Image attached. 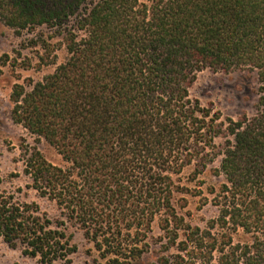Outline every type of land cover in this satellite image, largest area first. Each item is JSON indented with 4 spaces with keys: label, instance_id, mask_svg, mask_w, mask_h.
<instances>
[{
    "label": "trees",
    "instance_id": "trees-1",
    "mask_svg": "<svg viewBox=\"0 0 264 264\" xmlns=\"http://www.w3.org/2000/svg\"><path fill=\"white\" fill-rule=\"evenodd\" d=\"M0 22L60 30L68 53L10 96L13 122L61 157L24 159L26 189L55 212L0 187V240L39 264L69 262V228L102 264H264V0H0ZM206 69L253 72L254 113L221 120L192 99ZM216 161L218 216L193 227L174 177Z\"/></svg>",
    "mask_w": 264,
    "mask_h": 264
},
{
    "label": "rangeland",
    "instance_id": "rangeland-1",
    "mask_svg": "<svg viewBox=\"0 0 264 264\" xmlns=\"http://www.w3.org/2000/svg\"><path fill=\"white\" fill-rule=\"evenodd\" d=\"M59 32L57 29L40 27L34 31L16 33L0 22V62L6 61L4 66H0V187L20 201H38L51 215L55 212L53 205L39 201L33 192L26 189L29 179L23 173L24 159L26 151L34 147L53 164L62 165L61 157L43 139H38L21 124L13 122L10 96L14 85H23L28 91L33 83L52 74L58 65L66 61L68 53ZM257 88L253 72L225 73L206 69L197 74L190 88V96L197 99L203 107L210 108L212 114L219 112L221 120L230 118L236 121L243 114L251 116L254 113L258 100ZM223 142V139H216L218 145ZM217 166L218 161L197 178L191 176L192 167L184 169L180 175L174 177L176 183L186 189L176 198H184L186 201V207L180 213L193 227L204 229L209 221L218 216L214 197L222 177L211 170ZM68 233L73 235L72 243L77 246V251L69 257V262L61 261L56 264H102L96 252L91 251L92 246L84 239L81 231L69 228ZM161 234L156 219L151 235L156 239ZM248 239L249 236L241 230L232 234L235 244ZM153 262L151 255H148L142 264ZM0 264L39 263L37 259L23 256L21 246L10 247L0 240Z\"/></svg>",
    "mask_w": 264,
    "mask_h": 264
}]
</instances>
